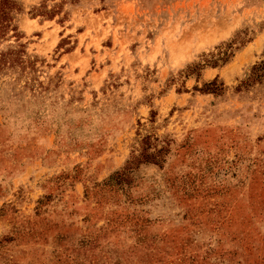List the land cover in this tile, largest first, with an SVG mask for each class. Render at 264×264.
Returning a JSON list of instances; mask_svg holds the SVG:
<instances>
[{
  "label": "rangeland",
  "instance_id": "obj_1",
  "mask_svg": "<svg viewBox=\"0 0 264 264\" xmlns=\"http://www.w3.org/2000/svg\"><path fill=\"white\" fill-rule=\"evenodd\" d=\"M0 264H264V0H8Z\"/></svg>",
  "mask_w": 264,
  "mask_h": 264
},
{
  "label": "trees",
  "instance_id": "obj_2",
  "mask_svg": "<svg viewBox=\"0 0 264 264\" xmlns=\"http://www.w3.org/2000/svg\"><path fill=\"white\" fill-rule=\"evenodd\" d=\"M8 0H0V27L2 25V20L4 19L5 9L8 6Z\"/></svg>",
  "mask_w": 264,
  "mask_h": 264
}]
</instances>
